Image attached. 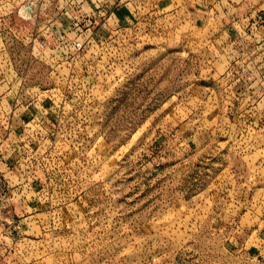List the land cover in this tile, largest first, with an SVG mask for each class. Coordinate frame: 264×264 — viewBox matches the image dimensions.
I'll return each instance as SVG.
<instances>
[{
  "label": "rangeland",
  "instance_id": "rangeland-1",
  "mask_svg": "<svg viewBox=\"0 0 264 264\" xmlns=\"http://www.w3.org/2000/svg\"><path fill=\"white\" fill-rule=\"evenodd\" d=\"M128 1L0 0V264H264V0Z\"/></svg>",
  "mask_w": 264,
  "mask_h": 264
},
{
  "label": "crops",
  "instance_id": "crops-1",
  "mask_svg": "<svg viewBox=\"0 0 264 264\" xmlns=\"http://www.w3.org/2000/svg\"><path fill=\"white\" fill-rule=\"evenodd\" d=\"M127 4H129L128 0H96V1L90 0V2L88 3L89 5L88 8L90 9V11L94 12L101 5H105V7L108 8V10L111 11L112 13L131 12L130 9H128ZM79 7L81 8L82 5ZM80 10L82 11V8ZM123 17L119 19L120 22L124 21Z\"/></svg>",
  "mask_w": 264,
  "mask_h": 264
},
{
  "label": "built area",
  "instance_id": "built-area-1",
  "mask_svg": "<svg viewBox=\"0 0 264 264\" xmlns=\"http://www.w3.org/2000/svg\"><path fill=\"white\" fill-rule=\"evenodd\" d=\"M97 10L100 11V12L109 11L108 8L105 7V5H101ZM96 11H94L93 13H95ZM257 23H258V21H256V20L253 21V24H257ZM82 44H83L82 42L77 41V42L74 43V46H75V48L77 50H79L81 48ZM262 84H264V81H262ZM8 202H9V200H8ZM3 207H4V205L0 203V213H1L2 209H3Z\"/></svg>",
  "mask_w": 264,
  "mask_h": 264
}]
</instances>
